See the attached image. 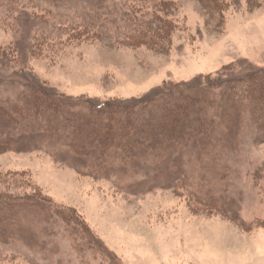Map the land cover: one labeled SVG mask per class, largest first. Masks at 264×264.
<instances>
[{
    "label": "rangeland",
    "instance_id": "1",
    "mask_svg": "<svg viewBox=\"0 0 264 264\" xmlns=\"http://www.w3.org/2000/svg\"><path fill=\"white\" fill-rule=\"evenodd\" d=\"M257 4L0 0V98L36 85L67 100L143 102L212 77L234 84L264 71ZM253 118L236 150L188 157L174 186L153 190L144 174H96L50 148L0 152V193L54 210L22 219L35 231L0 240V264H264V130Z\"/></svg>",
    "mask_w": 264,
    "mask_h": 264
},
{
    "label": "trees",
    "instance_id": "2",
    "mask_svg": "<svg viewBox=\"0 0 264 264\" xmlns=\"http://www.w3.org/2000/svg\"><path fill=\"white\" fill-rule=\"evenodd\" d=\"M108 1L90 0L95 7ZM259 1L250 0L253 9ZM216 80L207 88L161 90L143 102L101 104L59 98L54 89L34 85L18 100L0 98V152L50 148L80 169L111 178L144 174L150 190L172 187L188 157L203 163L206 155L236 150L250 112L264 130V71L234 84ZM40 210L47 219L54 211L46 199L1 192L0 240L35 231L22 219Z\"/></svg>",
    "mask_w": 264,
    "mask_h": 264
}]
</instances>
